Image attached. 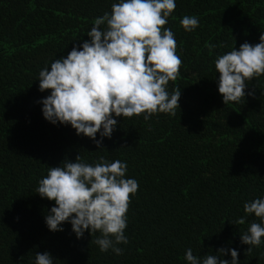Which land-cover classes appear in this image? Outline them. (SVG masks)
Returning a JSON list of instances; mask_svg holds the SVG:
<instances>
[{
  "label": "trees",
  "instance_id": "1",
  "mask_svg": "<svg viewBox=\"0 0 264 264\" xmlns=\"http://www.w3.org/2000/svg\"><path fill=\"white\" fill-rule=\"evenodd\" d=\"M113 2L0 0V264H33L45 251L53 264H186L187 248L199 257L221 247L236 249L238 264H264V243L248 251L239 239L259 222L243 202L264 194V74L247 81L238 103L224 105L214 68L232 46L259 42L264 0H175L162 27L173 32L181 59L167 86L180 88L176 115L116 117L98 149L70 125L43 118L38 101L50 90L39 91L36 79L88 39L94 18ZM185 15L198 18L195 30L181 27ZM79 154L88 163L100 156L126 162V178L138 183L120 255L99 251L92 242L99 232L77 239L67 222L56 232L45 225L54 201L36 193L37 182ZM240 217L244 224L235 223Z\"/></svg>",
  "mask_w": 264,
  "mask_h": 264
},
{
  "label": "clouds",
  "instance_id": "2",
  "mask_svg": "<svg viewBox=\"0 0 264 264\" xmlns=\"http://www.w3.org/2000/svg\"><path fill=\"white\" fill-rule=\"evenodd\" d=\"M175 8V0H114L110 11L94 18L86 32L88 39L39 70L38 90H50L38 101L43 118L53 125H70L77 135L83 134L103 149L102 140L110 139L117 127L116 117L143 114L147 121L157 113L175 116L180 88L169 92L167 86L176 79L181 59L173 32L162 27ZM179 23L191 32L199 20L185 15ZM258 39V43L245 41L238 49L232 46L216 56L217 91L224 105L238 103L245 96L247 81L264 74V32ZM126 171V162L119 159L100 156L88 163L80 154L74 162L64 160L48 167L35 190L41 198L54 201L44 216L47 229L62 231L67 222L77 239L85 230L99 232L92 241L99 251L120 255L123 250L117 245L128 242L124 230L129 197L138 188L134 178H126ZM243 212L259 220L239 235L240 243L251 251L264 243V194L243 202ZM235 223L244 224V217ZM237 257L234 248H217L215 254L199 257L187 248L183 259L186 264H238ZM53 260L45 251L35 254L33 264H53Z\"/></svg>",
  "mask_w": 264,
  "mask_h": 264
}]
</instances>
